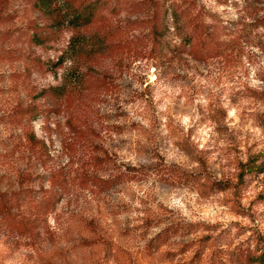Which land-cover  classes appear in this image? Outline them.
<instances>
[{
  "label": "rangeland",
  "instance_id": "obj_1",
  "mask_svg": "<svg viewBox=\"0 0 264 264\" xmlns=\"http://www.w3.org/2000/svg\"><path fill=\"white\" fill-rule=\"evenodd\" d=\"M36 1L0 0V192H57L60 201L36 238L0 231V264H259L251 259L264 251V11L200 0L233 33L223 39L238 40L200 62L172 35L175 57L160 61L148 56V30L102 55L79 49L84 35L145 14L79 30L54 27ZM25 109L39 113L9 122ZM161 163L199 184L129 180L130 168ZM117 177L124 182L106 190ZM176 225L177 236L149 246Z\"/></svg>",
  "mask_w": 264,
  "mask_h": 264
},
{
  "label": "trees",
  "instance_id": "obj_2",
  "mask_svg": "<svg viewBox=\"0 0 264 264\" xmlns=\"http://www.w3.org/2000/svg\"><path fill=\"white\" fill-rule=\"evenodd\" d=\"M72 2H76V0ZM72 2H64L62 6H59L56 4V0H37L36 8L50 18L54 27L68 24V26L79 30L87 29L97 22L106 23L123 12L145 14L144 19L130 22L126 27L84 35L79 49L89 51L92 56L107 53L111 44L120 40L124 34L141 30H148L145 44L148 46L149 58L160 61L175 57L170 40L172 35L180 41L181 47L190 56L200 62L221 57L238 40V38L235 41L223 39L232 36L233 33L219 16L206 11L199 3L200 0H77V6ZM220 2L224 4V1ZM243 2L245 9L251 14L255 15L264 11V0H243ZM258 22L260 26H264V19ZM136 39L143 40L141 37ZM30 41L43 45L42 39L38 35L30 36ZM58 88H56V95L62 94V91L57 90ZM49 91L44 90L40 97H45ZM38 113L37 109H25L19 110L7 118L10 123L22 124L34 118ZM33 140L35 143H39L37 139ZM43 144L45 147V143ZM248 164V169H253L250 167V163ZM129 173V180L143 179L152 175L160 181L177 186L199 184L196 178L189 177L176 167L164 163L149 168L132 167L129 169ZM123 182L122 177H117L108 179L104 184L106 190H110ZM212 186L221 191L229 188L223 182L214 183ZM59 201L57 192H53L44 199H36L31 191L24 188L13 192H0V231L10 232L18 237L36 238L41 233L39 232V227L42 224L41 217L54 213ZM182 229L184 227L179 225L165 228L150 241L149 246L152 248L160 240H163L161 244L165 240L168 241L177 236ZM251 260L253 263L264 264V251Z\"/></svg>",
  "mask_w": 264,
  "mask_h": 264
}]
</instances>
